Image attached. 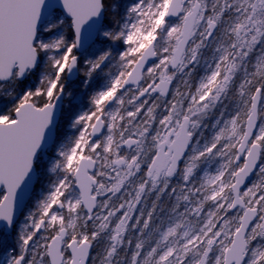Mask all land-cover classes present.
Here are the masks:
<instances>
[{"label":"snow or ice","instance_id":"1","mask_svg":"<svg viewBox=\"0 0 264 264\" xmlns=\"http://www.w3.org/2000/svg\"><path fill=\"white\" fill-rule=\"evenodd\" d=\"M0 264H264V0H0Z\"/></svg>","mask_w":264,"mask_h":264}]
</instances>
